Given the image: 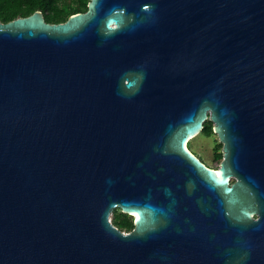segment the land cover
<instances>
[{
    "label": "water",
    "instance_id": "water-1",
    "mask_svg": "<svg viewBox=\"0 0 264 264\" xmlns=\"http://www.w3.org/2000/svg\"><path fill=\"white\" fill-rule=\"evenodd\" d=\"M0 264H264V0L0 20Z\"/></svg>",
    "mask_w": 264,
    "mask_h": 264
},
{
    "label": "trees",
    "instance_id": "trees-1",
    "mask_svg": "<svg viewBox=\"0 0 264 264\" xmlns=\"http://www.w3.org/2000/svg\"><path fill=\"white\" fill-rule=\"evenodd\" d=\"M90 0H0V20L8 22L17 17L29 16L37 10L43 12L49 23L65 22L71 15L85 12ZM203 132L210 135L214 132L212 123H205ZM222 154L215 153L219 159ZM121 230L134 228V222L129 218L114 221Z\"/></svg>",
    "mask_w": 264,
    "mask_h": 264
},
{
    "label": "rangeland",
    "instance_id": "rangeland-1",
    "mask_svg": "<svg viewBox=\"0 0 264 264\" xmlns=\"http://www.w3.org/2000/svg\"><path fill=\"white\" fill-rule=\"evenodd\" d=\"M209 120L206 122V124ZM212 123V122H211ZM213 126V123H212ZM189 149L195 153L201 160L211 168L217 169L222 161V157L219 159L215 158V153L222 154L223 145L220 142L217 134L214 132L210 135L202 132L189 142ZM129 218L134 221V218L130 214H123L120 209H115L113 214L110 216L112 222L117 219ZM123 231L129 232L131 230L124 229Z\"/></svg>",
    "mask_w": 264,
    "mask_h": 264
},
{
    "label": "built area",
    "instance_id": "built-area-1",
    "mask_svg": "<svg viewBox=\"0 0 264 264\" xmlns=\"http://www.w3.org/2000/svg\"><path fill=\"white\" fill-rule=\"evenodd\" d=\"M111 222H112V219L110 218ZM125 232V231H124Z\"/></svg>",
    "mask_w": 264,
    "mask_h": 264
}]
</instances>
